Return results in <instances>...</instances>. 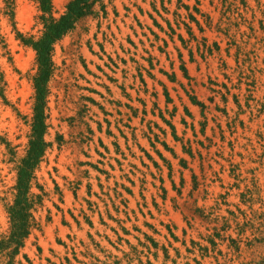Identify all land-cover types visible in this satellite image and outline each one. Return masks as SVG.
<instances>
[{"label":"rangeland","instance_id":"rangeland-1","mask_svg":"<svg viewBox=\"0 0 264 264\" xmlns=\"http://www.w3.org/2000/svg\"><path fill=\"white\" fill-rule=\"evenodd\" d=\"M39 6L0 0V264H264V0H89L53 45L30 233L8 243Z\"/></svg>","mask_w":264,"mask_h":264},{"label":"trees","instance_id":"trees-1","mask_svg":"<svg viewBox=\"0 0 264 264\" xmlns=\"http://www.w3.org/2000/svg\"><path fill=\"white\" fill-rule=\"evenodd\" d=\"M89 0H73L67 5L66 12L55 19L51 16V0H38L40 3V21L43 32L39 39L22 38L24 44L31 46L36 52L37 72L34 77L35 105L31 133L25 157L17 167V183L13 204L8 209L11 232L8 243L16 248L22 246L23 240L29 235L31 228V209L33 207L30 196L33 172L40 162L47 147L44 140L45 102L47 83L53 72L52 53L53 45L69 32L76 20L86 14V3Z\"/></svg>","mask_w":264,"mask_h":264}]
</instances>
